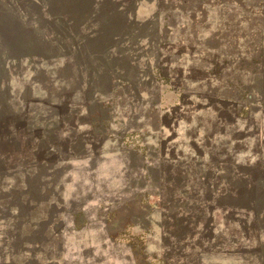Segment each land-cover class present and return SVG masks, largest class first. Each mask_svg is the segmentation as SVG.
<instances>
[{
	"label": "rangeland",
	"instance_id": "rangeland-1",
	"mask_svg": "<svg viewBox=\"0 0 264 264\" xmlns=\"http://www.w3.org/2000/svg\"><path fill=\"white\" fill-rule=\"evenodd\" d=\"M0 215V264H264V0H0Z\"/></svg>",
	"mask_w": 264,
	"mask_h": 264
},
{
	"label": "crops",
	"instance_id": "crops-1",
	"mask_svg": "<svg viewBox=\"0 0 264 264\" xmlns=\"http://www.w3.org/2000/svg\"><path fill=\"white\" fill-rule=\"evenodd\" d=\"M26 96L29 98L34 97L33 99H35L36 103L40 102V100H45L46 102L48 101L47 103H49V104L52 103V100H47V98H44L45 96H42L43 99L42 98L41 99L36 98L34 96L33 92H31L29 89L26 90ZM73 96H75V95H73ZM68 98L67 99L64 98L63 106H67L68 104H70L69 100H72V99H68ZM73 98L75 99V97H73ZM31 101L32 100H28V104ZM10 102H11V100H7L6 103L11 104ZM78 103H80L78 105H79V108L81 109V105L84 102H78ZM75 104H76V102H74V105ZM56 105H57L56 106L57 108L61 107V105H62L61 100H58ZM68 113H69V110L67 108V110L65 109L64 114H68ZM30 114L31 115H27L26 122L24 125L26 127L27 132L31 134V136H29V138H32L31 143L33 145V149H31L32 151L29 150V152L31 151L32 154H31L30 159L28 157L27 160L23 159V158L27 157L23 153L19 154V157L12 159L10 164H11V167H13V168H17V167H21V168L43 167L45 164V161H47L46 158H48V156H47L48 153L51 152L49 157L53 156V153L59 154V150L61 148L60 143H61V139H62V137H60L59 135H61L62 132L67 130V129H64V126L61 123H59L60 119H59L58 115L52 114L50 112V110H48L47 108L43 109V111L41 113H39L37 111L34 113H30ZM76 117H77V115H74L72 118L76 119ZM68 119H69V117H68ZM60 128H62L63 131H60ZM64 152H66V151H64ZM23 160H25V162Z\"/></svg>",
	"mask_w": 264,
	"mask_h": 264
}]
</instances>
